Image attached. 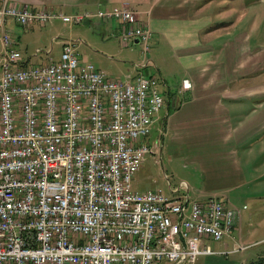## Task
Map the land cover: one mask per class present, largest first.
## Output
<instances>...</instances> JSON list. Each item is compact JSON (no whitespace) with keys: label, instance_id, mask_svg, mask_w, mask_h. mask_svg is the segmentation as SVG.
I'll return each mask as SVG.
<instances>
[{"label":"built area","instance_id":"built-area-1","mask_svg":"<svg viewBox=\"0 0 264 264\" xmlns=\"http://www.w3.org/2000/svg\"><path fill=\"white\" fill-rule=\"evenodd\" d=\"M94 18L150 53L152 31L126 5L75 16L0 5V264H195L231 236L237 211L133 190L165 104L147 59L113 79L64 41L59 61L28 65L8 28Z\"/></svg>","mask_w":264,"mask_h":264},{"label":"crops","instance_id":"crops-1","mask_svg":"<svg viewBox=\"0 0 264 264\" xmlns=\"http://www.w3.org/2000/svg\"><path fill=\"white\" fill-rule=\"evenodd\" d=\"M232 2H225L223 28L217 26L216 0H0V5L77 13L126 5L136 14L135 26L151 29L144 72L158 93L163 86L167 93L166 98L159 93L165 101L162 111L167 112L156 118L161 140L152 146L153 152L157 149L153 154L192 173L191 186L185 182L187 192L178 197L193 194L192 202L217 197L237 211L231 236L209 242L216 254L200 256L195 264H254V258L264 264L263 255L254 251L264 245V43H251V33L259 28L251 27L249 17L256 2L241 0V12ZM263 21L254 18L252 23ZM13 24L8 23L12 32ZM123 28L120 23L111 27L110 36L124 47L139 46L135 40H122ZM13 40L32 65L20 36ZM150 69L161 79L150 75ZM185 80L191 85L188 90L183 88Z\"/></svg>","mask_w":264,"mask_h":264},{"label":"rangeland","instance_id":"rangeland-1","mask_svg":"<svg viewBox=\"0 0 264 264\" xmlns=\"http://www.w3.org/2000/svg\"><path fill=\"white\" fill-rule=\"evenodd\" d=\"M226 1L230 0H216L218 4H214L216 12H218L217 26H222L223 28L226 27L225 23H221V21H226L222 19L223 16H226V9L228 8L225 4ZM232 1L234 8L238 7L236 10L241 12V0ZM251 1L256 2L254 3L255 8L249 12L251 27L253 26L252 24L255 27H259V30L254 28L255 34L251 33V43L256 46L257 44H262V42L264 43L262 40L264 39V21L263 23L252 22L254 18H264V0H258L259 3H257V0ZM259 5L260 8L258 7ZM259 9L260 11H258ZM61 13L65 16H75L78 14L69 10H63ZM79 13H82V11ZM116 24H119V22H109L105 25L98 18L91 19L88 25L84 24V22L65 23L60 19H56L42 26L36 24L33 29H26L16 24H13V27L10 25V27L16 33L11 30L13 38L17 35L20 36V43L23 44L22 47L26 50L24 52L25 56L31 57V64L48 65L52 59L55 62L59 61L62 52L60 46L62 41H74L81 59L91 63L96 69L102 71L110 78L126 80L134 75L136 65H140L145 58L142 55L141 45L124 47L119 38L115 39L110 36V28L113 27L115 29ZM258 31L260 34L257 33ZM37 50L41 51L40 55L36 58L32 57ZM150 75L154 76L155 79H161L155 69H150ZM163 87L158 90L166 98L167 93H165ZM166 112V109L162 111V113ZM156 128L153 129L151 136L147 140L151 146H154L158 139L161 140V136L156 131ZM154 152H157V149ZM192 176L189 170L179 164H170L165 156L163 158L157 153L155 155L149 154L145 157L140 170L134 177L132 183L133 190L135 192H158L167 197L175 198L178 197L177 195L187 192V188H181V184L186 182L191 186ZM177 189L179 192H174ZM190 198L196 200L193 194H190ZM254 251H256V254L263 255L262 258H264V245ZM254 259L253 263L258 264L259 260Z\"/></svg>","mask_w":264,"mask_h":264},{"label":"water","instance_id":"water-1","mask_svg":"<svg viewBox=\"0 0 264 264\" xmlns=\"http://www.w3.org/2000/svg\"><path fill=\"white\" fill-rule=\"evenodd\" d=\"M84 24L88 25L89 24V21L88 20L84 21Z\"/></svg>","mask_w":264,"mask_h":264},{"label":"trees","instance_id":"trees-1","mask_svg":"<svg viewBox=\"0 0 264 264\" xmlns=\"http://www.w3.org/2000/svg\"><path fill=\"white\" fill-rule=\"evenodd\" d=\"M258 264H262V261H259Z\"/></svg>","mask_w":264,"mask_h":264}]
</instances>
